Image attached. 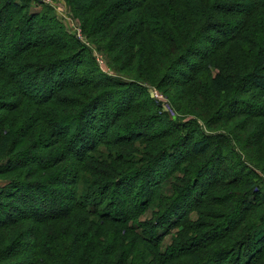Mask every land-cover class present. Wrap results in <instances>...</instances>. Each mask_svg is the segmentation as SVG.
<instances>
[{"label":"trees","instance_id":"obj_1","mask_svg":"<svg viewBox=\"0 0 264 264\" xmlns=\"http://www.w3.org/2000/svg\"><path fill=\"white\" fill-rule=\"evenodd\" d=\"M66 1L72 9L87 8V13L100 7L99 14L86 17L84 31L87 32H83L86 37L99 35L105 40L115 25L121 22L118 25L122 27L123 21L131 22L135 18L132 25L120 29L119 35L122 41L133 42L138 47L140 65L147 68L156 64L166 69L161 75L162 82L170 83L166 86L173 89L180 87L185 92H181L184 98L195 102L199 93L207 106L211 105L217 122L225 121L227 125L234 119H243L242 124H236L238 130L218 134L225 144L229 135L239 136L252 120L264 118V109L255 110L242 98L253 93L256 99L264 101V0ZM19 2L0 0V17L6 9L24 11L26 2V5ZM36 18L37 14L28 12L26 24L36 25ZM18 25L20 28L13 32L6 28V35L22 39L20 47L11 51L0 46V150H8L9 154V146L25 143L32 154L25 160L15 155L12 164L0 170V177L33 167L23 179L7 178L9 185L0 190V230L22 222L34 223L28 230L30 235L24 238L32 240L24 248L31 257L20 263L135 264L131 257L139 254L136 249L149 245L150 254L140 251L148 264H264V191L253 183L264 184L257 173L264 172L260 159L264 127L259 129L256 122L250 124L257 131L241 145L255 148L259 156L248 158L238 165L242 170L229 177L226 176L237 166L223 165L216 159L207 158L200 167L191 169L189 161L196 156L208 157L211 139L217 137L202 131L201 126L198 127L200 138L183 148L185 157L179 155L176 164L160 177L156 178V174L152 177L153 166L174 144L165 145L162 141L194 128L193 117L179 120L174 131L160 130L158 127L165 128L161 122L156 128L151 125L154 130L133 133L134 127H130L137 118L130 115L133 102L118 100V110L113 113L104 99L107 90L118 87L115 83L119 81L113 82L102 75L106 82L86 78L78 71L79 61L67 74L57 71L59 64L69 60L68 56L58 54L67 55L69 46L63 44L59 48L53 43L39 42V35L33 36L34 30L28 25ZM249 31L253 32L250 39ZM226 32L231 34L225 35ZM74 42L85 51L79 41L74 39ZM90 44L101 50L98 43ZM117 47L108 45L102 49L112 52ZM195 48L196 53H192ZM88 53L94 57L93 52ZM193 55L197 56L196 63L189 61ZM179 65H185L186 70L177 68ZM206 73H212L211 80L207 79L211 75ZM175 74L182 80L173 79ZM201 74L203 88L200 84L198 89L189 86ZM210 93L217 97L216 107ZM176 97L180 101L177 94ZM237 102L249 107L233 108ZM183 138L181 135L178 140ZM139 142L147 148L139 151L136 147ZM101 146L107 148V153L99 152ZM232 151L241 157L237 150ZM206 164L212 165L209 168L212 177L197 191L195 186L202 181ZM56 169L62 170L61 176L50 172ZM36 175L40 179L34 180ZM192 186L196 193L191 196L197 197V202L187 211L196 213L203 222L178 216V223L186 218L182 224L169 223L170 210L180 197L191 192ZM224 188L230 191L220 192L224 197L214 201L211 197L214 190ZM245 191L252 192L247 205L243 202ZM214 206L218 212L212 210ZM146 214L155 219L147 227L146 223L136 224ZM47 226L51 227L48 233L44 229ZM168 226H181L183 231L172 240L178 248L162 254L159 242L169 232ZM150 228L154 230L151 232ZM200 231L203 232L199 234ZM190 234L192 237L188 238ZM16 244L13 239L0 246V264H19L9 262L16 257V249L13 250ZM182 245L187 246L182 248Z\"/></svg>","mask_w":264,"mask_h":264},{"label":"rangeland","instance_id":"obj_2","mask_svg":"<svg viewBox=\"0 0 264 264\" xmlns=\"http://www.w3.org/2000/svg\"><path fill=\"white\" fill-rule=\"evenodd\" d=\"M15 1L18 2V0ZM19 1H20L19 3L23 5L27 4V8L24 11L16 12V10L13 11L11 9H6V13L4 14V16L0 17L1 47L3 46L9 47V49L13 51L18 49L20 47V44L23 43L22 39L15 37V35L13 34L6 35V28H9L10 32H13V30L15 31L17 30V28H20L18 24H25L26 26L28 25L29 29L34 30L33 36H35L36 34L39 35L38 38L39 40L37 39L39 42L44 41L47 43H53L56 47L57 46L59 47L64 44V45H68L69 49H71L72 47V50L68 49L66 51L65 54L67 55H63L64 53L58 54L59 56H68L69 60L59 64L57 67V71L58 70L65 71L66 73L64 74H67L68 73L67 71L72 70L76 61H79L81 66L79 67L78 71H81V73L86 78L92 77L95 78L96 80L105 81L103 80V78H101L102 75L104 77L105 76L108 77V79H110L113 82L119 81L115 83L118 85V87L111 86L109 90H107L108 94L106 97H104V99L106 98L107 104H109L108 107L110 111L113 113L116 110H118V105L116 106L118 100H121L120 102L122 103H125L127 100L133 102L132 105L134 109L132 110L130 115L133 114L135 117L137 116L135 123L132 124V126L130 127V128L134 127L135 131H132L133 133H135L136 131L137 132L143 131V133H146L151 128V125L156 128L157 123L161 124V122L164 123L165 128L158 127L160 128V130H165V132L174 131L176 130V126L179 125L180 122L179 120L193 117V119L196 121L195 125H193L194 128H190V130L185 129L186 131L183 130L180 134L177 133L173 134L171 137L166 138L167 140L165 139L162 141V143H164L165 145L169 143L171 144L172 142H174V144H172V147L168 149L170 152L168 153L166 152L165 155L162 156V158L158 159L157 164L153 166V170L155 171V173L151 175L152 177L155 174H156L155 175L156 178L160 177L165 170L170 168L172 165L176 164L179 160V155L182 156V158L185 157V155L182 152V150H185L183 148L186 147L187 145L191 146V143L193 142L192 140L195 138H200V136L202 135V133H200L199 131L198 128L199 126H201L202 131L208 134H217V137H212L211 139V142H213V144L210 152L207 154L208 157L206 156L205 158H202L200 156H196L194 157V159L189 161L191 164V169L200 167L201 164L207 160V158L214 160L216 159L219 160L220 162L222 161L223 165H227V166L233 165V167H235V165L237 166L235 171L231 172L230 174H228V176H226L229 177L230 175H233V173L242 170L241 167L238 165L240 164L243 165L245 161H247V159L250 157L256 158L257 156H259L258 154H256L255 148L249 146L246 149L243 148V145L241 144L244 143L249 138V136L253 131H257L253 129L250 124L256 122V124L260 125L259 129H262L264 127V122H263L264 118L252 120L249 123V126L243 132H241L240 133L241 135L239 136L236 137L235 135L234 136L229 135V137L227 136L229 140L228 142L226 141L227 142L226 144L222 140H219L218 134L220 133L224 134V132L227 133L234 128L238 130L236 124H242L244 122L242 121L243 119L242 118L234 119L233 122L227 123V125L225 121L217 122L216 119L214 118L213 115L214 111H212L211 105L207 106L206 100H204L203 97L198 96L199 93L196 94L195 102L191 98L190 99L186 97L184 98L181 96V92L183 90L180 87H175L173 89L171 86H166L170 83L167 84L162 82L163 76L161 75H163L166 69L159 68V66H156V64L151 65L147 68H144L142 64L140 65L138 60L141 58V55L140 53H138V47H136V45H134L133 42L128 43L126 41L124 42V40L122 41V36L119 35L121 31L120 29L132 25L131 22H133L135 18L131 20V22L123 21L121 24L122 27L118 25L121 22L115 25V27L111 29V31L109 32L107 38L103 40L99 35H91L86 37L83 34V32H87L84 31L86 17H88V15L90 14L91 15L99 14L100 7H96L92 11V13L89 12L87 13L88 10L87 8L83 10L72 9L66 0H19ZM24 1L26 2V4H24ZM111 11L112 10L109 9L108 11L107 9L108 13H111ZM28 12H31L32 14L33 13L37 14L36 25L33 26L32 23L26 24L27 22L25 20ZM232 19L233 18H231V20ZM230 34L231 33L229 32L225 33V35H230ZM252 35L253 32L249 31L247 37L250 39L252 38ZM217 37L221 40L223 39L222 36H217ZM74 39L79 41L85 47V51L82 49H78L76 47ZM37 40L33 39L32 41H37ZM92 41L98 43V45L102 47L108 45L114 47L119 45V47H117L112 52H106L104 49H102V47L101 50L97 51V47L95 49L92 48L90 44L92 43ZM195 50H197V48H195L192 53H196ZM11 51L6 50L5 52L10 53ZM89 51L93 52L92 53V55L94 56L93 58L89 56L88 53ZM194 55L189 57V61L192 62L194 61L196 63L197 56ZM95 63L97 64V68H95ZM177 68H179L180 70L185 69V65H179ZM94 69H96V71H94ZM206 75H211L210 77L207 76V79L211 80L212 73L209 74L206 73ZM202 77L203 74L197 77V79L199 80L197 81L195 80L189 86H193V88L198 89L200 84L202 89L203 88ZM174 78L177 81L182 80V78L180 79V76L177 74L174 75L173 79ZM167 81L168 78H166V82ZM38 91L41 92L40 88H38ZM183 93L185 94L184 91ZM176 94L178 95L180 101L177 100L178 98L176 97ZM209 96L212 97L211 93ZM255 97L256 96L253 93H250L246 96H243L242 98H245V100H247L246 103H250L251 104L250 107L254 108L255 110L258 111L263 110L264 109L263 99L260 98L256 99ZM216 98L217 97L215 96V94H213L212 99L215 101L214 103L215 107L217 105ZM119 106H122V104ZM234 106H238V107L240 106L241 108L247 107V105L243 106V104H241L240 102H237L236 104L233 103L232 107L234 108ZM139 126L141 128H139ZM181 135H183L184 138L181 139L182 141H179L178 139ZM13 138L14 140L16 139L14 136ZM136 147L139 149V151L145 150L147 148V146L143 145L141 142L137 143ZM9 148L11 149L9 154L7 153L8 150H4V151L0 150V170H2L3 167L10 166L12 164L11 159L14 158L15 155L19 154L20 159L25 160L26 157L27 159H29V156H31L32 154L29 152V149L28 147H26L25 143H22L21 145L16 147L13 146V148L9 146ZM216 148H218L217 150L219 151V154L217 153ZM99 149H100L99 152L107 153V148L105 146L104 147L101 146ZM233 149L237 150V153L240 154L241 156L240 158L236 154H233L232 151ZM26 153H29V155ZM36 153L39 155L42 154L37 150ZM141 154L138 155L142 157ZM260 154H261L260 159L262 161L261 164L264 165V148ZM244 155H246L247 157H245ZM6 159H10V162L5 161ZM14 161L17 162L18 160L16 161L14 159ZM32 167L33 166H27L26 168L9 172L6 175L0 177V190H2L3 188H7V186L9 185V182H7V178H11L12 180H14L17 179V177H19L23 179V177H25L24 174L27 173V171H29V169H31ZM183 167L184 166H182V168ZM211 167L212 165H208V164H206V166L204 167L206 171L204 173V176H202V181H200V184L197 183V180H195L197 185H199V186H195L197 191L200 188L202 189L203 187H205L207 185V181L211 179L212 170L209 169ZM215 167L216 166L213 165L212 169H214ZM50 172L56 174L57 176H61V174L63 173L62 170L60 169L51 170ZM257 173L259 175V178L263 179V183H264V172L263 173L257 172ZM41 175L43 174L41 173ZM33 179L38 180L40 179V177L36 175L33 177ZM155 179L152 180L151 183L155 182L156 181ZM253 183H256L261 191H264V184L261 185L257 181ZM195 187L192 186L190 193L180 197L176 206L170 210V213L167 215L168 216L167 220L169 223L177 224L178 223L177 220L179 219L178 216L180 217L187 216L186 218H189L190 220L196 221L198 223L203 222L202 219H199L196 213L190 212L188 214L187 211L191 206H193V204L197 202L196 201L197 197L193 198L194 196L193 197L191 196L193 193H196V191L193 190V188ZM244 187L245 185H243L241 188ZM142 190L146 192L144 187H142ZM8 191L9 190L6 189V192ZM222 191L228 192L230 191V188H224L221 191L215 189L214 192L211 194V197L215 198L214 201H216V199L224 197V196L221 197L219 195V193ZM247 192L248 191H245L243 193V197L245 196L243 199L244 200L243 202H245L244 205L249 204L248 202H251L252 200L251 198L252 192L250 193ZM224 202L225 204H227V201ZM212 210L215 212L219 211V209L215 206L212 208ZM154 219L155 217L152 218V215L149 214L148 216L146 214L143 215L140 218V220H137L138 222H136V224L141 225L146 223L144 226L147 227L149 222ZM185 219H182L180 222L183 223ZM182 223H178V224H182ZM217 223H220V221L219 222L217 221ZM33 224L34 223L32 222H22L13 227L6 229L4 228L0 230V246L5 245L6 242L13 239L17 241L16 247L15 248L13 247V250L16 249L15 251L16 257H14V259H11L9 262L12 263L16 262L19 264H23L20 262L28 261L30 259L31 257L30 251L24 248H27L29 245H31L32 240H24V238L30 235L28 233V230L32 229L35 226ZM168 228H169V232L166 233L165 236H163L159 242L162 254H165V252H167L168 254L169 251L173 249V247L178 248V246H174V244H172V240H175L176 237L179 235V233L183 231L181 226H177L173 228H170L168 226ZM44 229L45 232L48 233L51 227L47 226ZM150 230L152 232L154 229L150 228ZM202 232L203 231H200L199 234H201ZM158 235L159 236L162 235V232H159ZM191 237L192 234H190L188 238ZM132 242L135 243V241ZM186 246L187 245H182V248ZM139 247H142L136 249V251H139V254H136L135 256L133 255L131 257V261L135 262L136 260L135 264H148L149 262H147L145 259L144 260L142 259L143 256L140 253V251L150 254L151 253L150 250H152L151 247H149V245L147 246L140 245ZM136 256H138V258H136Z\"/></svg>","mask_w":264,"mask_h":264}]
</instances>
